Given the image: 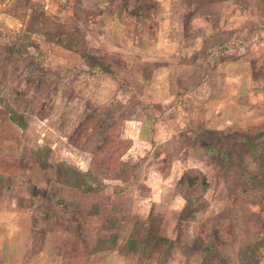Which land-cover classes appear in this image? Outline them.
I'll return each mask as SVG.
<instances>
[{
	"label": "rangeland",
	"instance_id": "obj_1",
	"mask_svg": "<svg viewBox=\"0 0 264 264\" xmlns=\"http://www.w3.org/2000/svg\"><path fill=\"white\" fill-rule=\"evenodd\" d=\"M159 1L157 11L162 14L172 15L182 9L178 25L183 21L180 37L185 34V42L199 34L192 29L190 18L204 11L217 23L226 18L224 29L237 23L238 35L245 39L252 24L264 14V0ZM102 3L0 0V101H7V109H12L14 115L34 122V144L37 140L43 144L38 150L27 147L22 158L42 169L49 166L50 175L58 174L64 183L85 193H80L81 206L91 207L85 213L94 207L103 210L97 222H103L112 210L114 242L122 239L124 251L136 252L132 264H264L262 104H250L240 91L241 101L228 106V118L222 120L219 130L215 120L194 119L187 123L193 128L192 134H161L150 142L147 129L151 119L143 128L140 122L145 121L146 113H155L159 108L151 98L148 104L144 101L146 94L139 88L142 74L126 66L119 50L127 46L123 34L134 41L136 36L141 39L134 46L136 51L143 46L151 48L156 40V22L147 21L142 30L145 34L136 35L120 7L121 0H115L112 11L103 13L90 28L85 23L86 11H98ZM228 36L224 32L215 37ZM19 37L25 38L21 44ZM110 47L112 52L106 55L109 60L103 69L118 73L122 80L119 85L111 76L98 77L82 68L64 72L55 65L56 60L66 67L83 62L80 53L92 63L96 61L93 53H103ZM242 52L236 47L226 57ZM193 56L199 58L200 51ZM197 62L200 69L194 76L200 78L197 82L201 81V88L209 79L210 69L205 57ZM261 65L257 73L264 76V62ZM201 68L205 69L203 76ZM84 80L88 84L85 90H79ZM259 80L264 78H258V84ZM97 85L95 105L88 99ZM200 105L194 104L197 108ZM97 106L102 107L97 110ZM234 106L241 108V120L232 117L237 112ZM247 106L254 110L242 111ZM169 112V108L161 109L160 120ZM40 127L46 128V134H40ZM49 145L53 150L49 161L61 162L45 163ZM173 160L170 176L164 182L158 181ZM81 168L87 169L92 184L98 187L89 197L88 191L74 184V180H83ZM187 169L190 175L200 169L206 184H198L196 175L193 186L176 185L181 172ZM159 185L160 192L151 193ZM88 198H96V203L89 204Z\"/></svg>",
	"mask_w": 264,
	"mask_h": 264
},
{
	"label": "crops",
	"instance_id": "obj_2",
	"mask_svg": "<svg viewBox=\"0 0 264 264\" xmlns=\"http://www.w3.org/2000/svg\"><path fill=\"white\" fill-rule=\"evenodd\" d=\"M181 10L166 15L156 9L149 17L140 19L136 35L145 34L142 30L147 21L156 22V40L149 49L143 46L136 51L134 46L141 39L136 36V41L134 38L131 40L127 34L122 37L127 46L119 50L120 55L127 67L140 70L142 77L139 88L146 94H143L146 98L144 101L148 104L151 98L152 104L155 103L154 106L159 108L155 109V113L148 109L151 112L146 113L144 122H140L143 128L144 123L152 120L147 129L151 136L150 142L161 134L163 137L192 134L193 128L187 123L190 124L194 119L215 120L218 123L215 127L219 130L222 120L228 118V106L241 101L238 95L240 91H243L240 92L241 97L246 96V100L252 102L250 104L261 103L264 108V80L257 83L258 78H264L257 73L262 67L261 62H264V30L251 39L248 48L238 46L242 48L241 54L229 58L226 56L230 50L225 51L210 69L209 79L198 88L197 81L200 78L196 80L194 73L200 69L199 63L180 55L185 50L184 46L193 45L190 43L193 39L189 42L182 40L185 34L180 37L183 24L182 21L178 25ZM3 20L7 23V19ZM226 23L227 19L224 18L217 24L223 28ZM191 25L199 31L194 37L214 35L213 27L200 16L192 18ZM237 25L229 29H236ZM125 26L128 25L125 23ZM195 50L197 48H192L191 52ZM105 51L111 53L112 47ZM201 71L203 76L205 69L201 68ZM97 90L98 85L95 102ZM194 104L201 105L197 108ZM166 108L170 109V114L160 120L162 116L158 112ZM234 110L237 112L232 117L241 120V108L235 107ZM253 110L248 106L242 109L248 113ZM32 125H35L34 122H29L24 130L20 129L10 120L6 105L0 101V264H132L131 259L136 256V252L130 253L128 249L124 251L125 242L122 239L114 242L112 210L107 212L108 217L103 222H97V216L103 214V210L94 207L89 214L85 213V210L91 209L81 206L80 193H85L64 183L58 174L50 175L49 166L42 169L37 163L22 158L21 153L27 147L38 150L43 146L41 140L34 144L33 139L36 137ZM45 129L40 127L38 131L46 134ZM145 132L146 129L143 130ZM49 147L52 149L51 145ZM45 161L47 165L61 162L49 161L48 155ZM174 166L173 160L167 173L160 175L158 181L164 182ZM159 189L160 185L152 189L151 193H159ZM93 193L88 191V197ZM88 199L89 204L96 203V198H93L94 201Z\"/></svg>",
	"mask_w": 264,
	"mask_h": 264
},
{
	"label": "trees",
	"instance_id": "obj_3",
	"mask_svg": "<svg viewBox=\"0 0 264 264\" xmlns=\"http://www.w3.org/2000/svg\"><path fill=\"white\" fill-rule=\"evenodd\" d=\"M103 3L102 5L99 6L98 11H92V9L90 11H86L87 16L85 17V23L86 25L91 26L90 28L94 27L95 22L98 21L99 17L106 12H110L112 6H113V1L115 0H102ZM157 5H158V1L157 0H121V8L123 9L125 16L129 19L128 20V24L129 27H132V31L137 30L138 28V23L140 21V19L143 18H147L149 17L154 11H156L157 9ZM112 11V10H111ZM208 14V11H204L202 13H200V17H202V19L207 23L210 24L213 27L214 30V35L212 36H208L207 38H200V37H194L193 40L190 43H193L192 46H190L189 44H187L186 46H184L185 50L180 52V55L187 59V60H191L193 62H195L196 60H199V58H206L207 63L209 65V69H211L214 64L216 63V61H218L219 58H222V54L227 51V50H231L234 49L236 47L240 46H244L245 48H248L251 39L255 36V34L260 33L262 30H264V14L263 16H261L258 21L254 22L248 32V36L245 39V37L243 36H239L238 34V29H224V28H220L217 24V21H214L211 17V15ZM196 15L192 16L190 19L194 18ZM93 22V23H92ZM191 22V21H190ZM192 29H195L194 26H192ZM14 32V31H13ZM226 32L227 34H229V36L227 38H219L217 39L215 36L221 33ZM17 32H14V34H16ZM7 35V34H6ZM135 35V34H134ZM9 36V35H7ZM40 39H44L46 38L45 36H40ZM19 43L21 44L23 40H25V38L23 37H19L18 38ZM67 49H71L69 46L66 47ZM19 49H21L20 47H18ZM17 48V49H18ZM189 50H188V49ZM192 48H197V50L191 52ZM200 51V56L199 58L193 56L194 54H196V52ZM81 56L83 57V62H81L78 65H74L72 67H66L63 66L61 63H59L58 61H56V66L59 67L62 71L64 72H69L71 70H74L75 68H82L86 71V73H91L93 75H96L98 77L104 76V75H108L111 76L112 78H114L115 80L118 81V85L122 83L121 77L118 75V73H116L114 70H104L103 69V64L104 62H106L107 60H109V58L107 59L106 55L110 54V52H96L93 53L92 55L95 57L96 61L90 63L88 61V56L84 53H80ZM47 56V55H46ZM37 56H35L36 58ZM71 68V69H69ZM30 78H27L25 81H27ZM201 83V82H199ZM88 84V80H84L81 85L78 87L79 90H85V87ZM95 89L96 87H94L93 89V93L92 96L90 97V99H88V101H91V103H95ZM3 102L7 104V101ZM96 105V103H95ZM98 105V104H97ZM103 106V105H102ZM102 106H97V110L98 108L102 107ZM8 112H9V118L10 120L15 123L18 127H20V129L24 130L26 125L28 124V122L26 120H24L23 118H21L19 115H14V112L12 111V109L8 108ZM149 112V111H148ZM150 113V112H149ZM152 118V115H149ZM149 121V120H148ZM152 121V120H151ZM149 121V122H151ZM48 151H47V155H50L51 152V147L48 146ZM67 164V163H66ZM81 172V174L83 175V180L82 181H77L74 180V184L76 186H80L79 188H82L84 191H91L93 189H96L98 187H94V185L92 184V181L90 180L87 170L82 171L79 170ZM194 172L196 173V175H199V179L198 181L196 180V175H190V170H183V172H181V174L179 175V177L177 178L176 181V185L178 184H186L189 186H193L194 181H197L198 184L201 185H205L206 184V180H205V175L204 173L200 170V169H195ZM186 176H189L190 178ZM150 215H152L151 213H149Z\"/></svg>",
	"mask_w": 264,
	"mask_h": 264
}]
</instances>
